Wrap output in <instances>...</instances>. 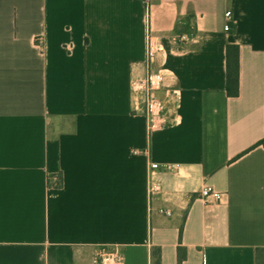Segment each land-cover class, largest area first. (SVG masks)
<instances>
[{
    "label": "crops",
    "instance_id": "obj_1",
    "mask_svg": "<svg viewBox=\"0 0 264 264\" xmlns=\"http://www.w3.org/2000/svg\"><path fill=\"white\" fill-rule=\"evenodd\" d=\"M150 30L166 48L165 88L179 92L178 122L152 135L131 90ZM151 162L181 166L154 172L153 198ZM207 186L224 200H199ZM114 247L125 264H152L154 248L178 264L179 247L182 264H255L264 0H156L149 15L144 0H0V264H91Z\"/></svg>",
    "mask_w": 264,
    "mask_h": 264
},
{
    "label": "built area",
    "instance_id": "obj_2",
    "mask_svg": "<svg viewBox=\"0 0 264 264\" xmlns=\"http://www.w3.org/2000/svg\"><path fill=\"white\" fill-rule=\"evenodd\" d=\"M144 2L149 15L156 0H144ZM226 17L228 20L233 19L230 12L226 14ZM225 30L229 31L230 26H226ZM165 52L166 48L162 40L158 36L153 35L150 30L146 37L144 74L131 80L134 112L145 116L147 130L150 135L176 124L179 118L177 110L174 112L169 111V104L172 105L178 100L179 92L171 88H165L169 71L166 68L157 66L159 57ZM163 90L165 91L166 99H163L159 95V92ZM180 168L179 164L162 166L151 162L149 166L150 182L148 187L150 198L163 193L162 184L153 179L154 172L164 170L172 173L179 171ZM197 198L206 205H209L222 202L224 195L213 187L207 186L198 192ZM159 212L167 217L172 216V212L164 208L160 209ZM91 264H125V258L118 247L99 248L94 251Z\"/></svg>",
    "mask_w": 264,
    "mask_h": 264
},
{
    "label": "trees",
    "instance_id": "obj_3",
    "mask_svg": "<svg viewBox=\"0 0 264 264\" xmlns=\"http://www.w3.org/2000/svg\"><path fill=\"white\" fill-rule=\"evenodd\" d=\"M227 93L230 97H238L240 91V67H239V47L228 46L227 48ZM186 259V250L182 247L178 249V264H182ZM152 264H162V253L160 248H154L151 252ZM255 264H264V248L256 251Z\"/></svg>",
    "mask_w": 264,
    "mask_h": 264
}]
</instances>
